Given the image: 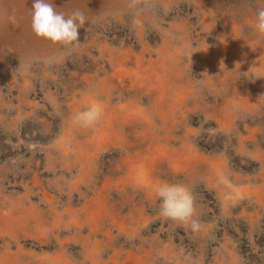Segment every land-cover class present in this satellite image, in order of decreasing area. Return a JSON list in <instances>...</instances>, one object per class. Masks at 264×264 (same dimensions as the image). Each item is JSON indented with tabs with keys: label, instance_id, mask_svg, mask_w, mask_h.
<instances>
[{
	"label": "rangeland",
	"instance_id": "rangeland-1",
	"mask_svg": "<svg viewBox=\"0 0 264 264\" xmlns=\"http://www.w3.org/2000/svg\"><path fill=\"white\" fill-rule=\"evenodd\" d=\"M33 2L0 0V264H264V0H46L84 13L72 50Z\"/></svg>",
	"mask_w": 264,
	"mask_h": 264
},
{
	"label": "clouds",
	"instance_id": "clouds-1",
	"mask_svg": "<svg viewBox=\"0 0 264 264\" xmlns=\"http://www.w3.org/2000/svg\"><path fill=\"white\" fill-rule=\"evenodd\" d=\"M138 3L139 0H132L130 7L135 8ZM31 13V27L38 38L62 45L67 50L80 45L78 30L86 24V17L80 10H75L65 17L63 12L56 11L53 4L46 0H34ZM8 19L11 23H16L14 14ZM256 30L264 34V8L256 10ZM103 114L100 104L94 103L77 112L73 117V123L82 128H90L102 119ZM154 191L159 199V214L162 217L189 224L193 232L201 230L202 225L196 218V204L187 186L162 181L155 185Z\"/></svg>",
	"mask_w": 264,
	"mask_h": 264
}]
</instances>
